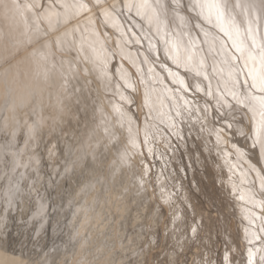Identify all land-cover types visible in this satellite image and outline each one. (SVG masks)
<instances>
[{"label": "rangeland", "instance_id": "374dc122", "mask_svg": "<svg viewBox=\"0 0 264 264\" xmlns=\"http://www.w3.org/2000/svg\"><path fill=\"white\" fill-rule=\"evenodd\" d=\"M4 21L5 18L2 14V11H0V27H1L0 29H2L0 30L1 32L0 40H2L3 38L6 39L8 37L7 30L5 31V28L6 29L8 28L7 26L8 24L7 22ZM122 22L124 23L125 28L129 27V22L127 20H122ZM261 25L264 26V20L261 21ZM20 27L16 28L18 32L20 31L19 30ZM16 30L14 31V35L10 36L12 37L11 42L8 43L7 42L8 39L7 40L3 39L2 40L3 43L0 42L2 44L0 45V74H2L0 76H2L1 79L4 78L2 80L5 81V83L2 85L0 84V86L1 87L5 86L4 89L6 91V94L8 95L5 96V94L0 93V97H1L0 122L1 121L4 122V120L7 119L9 124H12L13 123L12 120L14 116L18 117V115L24 113H25L24 116L23 115L19 116V118H21L20 119L21 121H23L24 117L26 118L28 117L27 119L29 120V122H31L33 117L36 118V115L39 116L38 115L39 113L45 119H44V125L39 133L40 136L39 138L42 139L38 138L37 142L32 146L33 149L37 148L36 150L34 149L33 155L39 160V164H40L38 166V171L40 170L39 171L40 183L36 184V188L39 191L38 194L36 192H32L31 194H29L28 192H26L27 191L26 190L24 196L22 195L20 199L16 201L17 203L13 204L14 209H12L11 207L10 216L9 218H7V220L10 222V226L7 225L8 228H6V231L8 230V233H6V235L8 234L6 249H8L9 247L11 249L10 250L8 249L7 252L8 251L10 252L12 250L11 252L15 254L20 253L19 256L24 260L28 261V264L31 263L53 264L52 262L53 260L57 264H86V263L87 264H93V263L94 264H185V262H187V264H193L194 260L197 262V264H200L201 259H204L205 261H210L211 264H248L249 248H252L254 251H256L257 249H264V232L260 231V227H261L260 219L256 218L254 223H249V220L251 219L250 213H255L256 217H259L261 215L259 206L257 204H253L249 202L248 200V196H249L248 188H252L253 184L257 192L256 199L257 200L261 199V197L258 194L259 180L257 179L254 171H252L253 173L248 171L247 168L248 164L245 162V161H251V163L255 165L256 168L264 169V158L261 157L258 147L257 148L252 147L251 138L253 132L250 121L247 117L243 118L242 123L235 125L232 132L228 134L230 138L229 149L231 144H236L242 149H244L247 153V156L245 157L246 159L244 158V160L237 161L235 159V156L229 158L224 155L223 143H221L219 147L215 146L214 135L209 137L207 131L201 134L199 132V127H200L199 124L195 125L194 127H190L186 124L182 132L183 133L182 135L184 137L182 140H178L175 137H173L171 138L170 142H166V141H162L159 137H157L155 143L150 142L148 146H143V144L141 143L139 146L140 148L138 147V149H131L128 146L127 126L121 129L118 125L113 127L112 124H109L108 127L110 131L114 133V136L106 135L104 132L105 124L102 122L103 118L98 109L101 105H103L104 112L107 113L109 116H111L112 115L111 106L108 104V100L112 99V96L110 92L109 93L105 92L103 84L99 80L95 79L94 74L88 76L87 79L81 77L78 80L79 82L76 80H72L71 83L68 85V90H67L69 95L67 100L68 111L66 115L62 117L63 118L62 120H57L58 117L55 118L53 114L54 110L57 109L56 107H51L54 106L51 105V102L53 101L51 93H48V96L44 97V100H42V102L40 103V107L38 102L39 100H37L38 99L37 97L38 94H37L33 97L34 99L32 98L33 100L30 99L29 101H27L26 105L24 106L25 109L23 107L22 108L17 107L18 109L15 110V112H13L11 109L10 100L17 99L15 98V96H13L14 95L13 89H15V87H13L12 88L13 91L10 92L11 87L9 89L6 83L9 84V86H14L13 84L15 83L13 82V80H15V82L16 81L19 82L21 80L20 73L22 72L20 71L19 67L23 68L24 64L27 63L25 61H27V57L29 56L28 53L29 52L31 53V48L15 45L16 43L14 41L19 36V33ZM101 30L107 31L109 35L112 36V40L109 41V51L113 52L115 55L110 60L109 71L115 76L117 68L126 69L128 72L132 73V78L133 80H135L136 79L135 68H133L129 63V59H122V56L134 60L136 64L139 65L140 60L143 59V55H140L139 59H137V56L138 54L145 52V49L147 48V41H143L141 46L135 43L131 45H125V43L122 40L120 42V45L116 46L114 41L117 39L118 34L111 28H106V29L101 28ZM135 30L137 32L140 31L139 29H135ZM26 50H29V52H27ZM26 52L27 55H25ZM21 58H22V62H24L23 65L21 61H17V59L19 60ZM11 60H16L17 63L16 61L11 62ZM14 62L16 63V65H14L15 64ZM152 62H153V57L150 56L149 64L143 66L145 71V79H153V77L147 74V69L149 66H151ZM164 62H165L164 55L161 49L160 60L158 64ZM18 63L20 64L19 66ZM168 63L171 66V62L168 61ZM4 64L5 66L6 64L8 66H6L5 68L4 66H2ZM158 64L157 67L155 68V71L160 73L161 69L159 68ZM12 66L13 67L18 66L15 67L18 71H16L15 68L14 69H15V75H17V73L19 74L17 76H14V73H9V75H7V77L5 78L4 73L8 70L13 69ZM161 75H166V73H161ZM9 77H12L13 79L10 81ZM10 82H12L13 84H11ZM213 86H215V81H213ZM144 87H145L144 85H140L141 90H139L137 94L133 95L132 98L135 100V104H133L130 109V112L133 116H139L138 123H140L139 124L140 132H139L138 140L141 142L143 141L144 138L143 122L145 119V115L148 113L147 107L142 108L144 104ZM162 87L163 86H161V88ZM76 88L79 89V91H76ZM4 98H5V102H4ZM6 98L8 99L7 101ZM152 98L155 99L156 94H154ZM35 99L36 102L34 101ZM201 103H203V101H201ZM19 104L20 102L17 105ZM33 106L34 108H32ZM8 107L10 108V110H8L9 109ZM33 109H35V116L28 115L30 112L33 111ZM7 110L10 111L11 113L8 112ZM164 110L165 111L167 110L166 105ZM237 119L240 120L241 117L238 115ZM70 120L73 121L72 122L73 126H71ZM74 124L76 125L74 126ZM208 127L211 128L212 125L209 124ZM77 130L79 133L77 132ZM135 130L136 128L134 125L133 132H135ZM100 131L104 134H102ZM241 132H243V134H241ZM99 138L100 139L102 138V140H100ZM18 139L21 140L22 142V135L18 136ZM94 145L95 147L97 146L98 148L100 147L102 151L100 149L97 151L98 148L93 147ZM88 148H90L91 150ZM126 148H128V151L131 155V159H129L126 162V164L125 163L121 164V160L120 158L118 159V157L121 156V153H123ZM148 148H152L154 154H148ZM76 152H78V155ZM141 152H143V155L140 154ZM116 158L117 161L119 160L118 162L116 161ZM82 160H84V162H81ZM40 161L42 163H40ZM72 162H74V164H72ZM116 162L117 165L119 164L118 166L115 164ZM112 163L113 165L115 164L114 167L113 165H111ZM232 164L240 165V171L245 172L246 175L244 177H241L239 171L235 169H233V171L232 170L230 171ZM145 166H147L148 169L146 175H145ZM0 167H2V165H0ZM125 168L126 170H124ZM128 168L129 171H127ZM65 169H67V172L65 171ZM113 169L114 171L112 172ZM61 170H63V172ZM129 172H131L132 174H130ZM30 175L34 177L35 174L30 173ZM56 176H58V178ZM87 176L89 177L87 178ZM141 179H143V185H140ZM64 181L66 182L62 183ZM53 183L55 187H53L54 186ZM21 186L26 189L25 184L22 183ZM163 186L164 188H162ZM234 187L236 189L235 192L233 191ZM69 188H71L72 190ZM43 193H44V197L46 198L43 197ZM241 194L245 195L244 201H241L239 199V196ZM116 201L119 202L117 203ZM123 201L124 204H122ZM114 203L117 204L120 203V204L117 205ZM14 205L16 207L18 205L19 207L16 208ZM40 205H41V209H39ZM99 206L102 207L99 208ZM121 206L122 208H119ZM114 207L116 209H114ZM142 209L145 210L143 211ZM127 212L129 217L127 216ZM134 212L136 213L135 216H134L135 214ZM141 214L143 217H141ZM158 214L159 216H157ZM56 217L58 219H56ZM96 220L98 222H96ZM9 222L7 224H9ZM152 222L155 223V225L152 224ZM99 225L100 226L103 225V226L100 227ZM20 226L21 228H23L22 230ZM153 226L154 227L156 226L157 228L156 227L154 228ZM193 227L197 228V232L195 233V235H193L191 232V229ZM43 230L45 231V233ZM120 230L121 232H123L122 234L121 232H119ZM254 233L255 235H253ZM94 234L96 235L94 236ZM99 234L101 235V237L99 236ZM90 236H93V238ZM120 237H123L124 239ZM139 237L141 239H139ZM256 237H260V239H257ZM84 238H86V240ZM105 238H107L108 241ZM249 241H251V243H249ZM74 242H76V244ZM113 243L116 244L114 245ZM91 244L93 246H91ZM80 246L84 247V249L86 250L82 249V247ZM133 247H135L136 249ZM78 249H80L79 250L80 252L78 251ZM113 249L114 251H112ZM90 250L93 253H91ZM55 252L56 254H54ZM51 253L54 255H52ZM226 253L228 255L227 261L224 260V256ZM50 254L52 255V257ZM63 254H65L66 257L65 255L63 256ZM79 254L80 256H78ZM85 254L87 256H82ZM261 255H264V251H256V257H255L256 264H259ZM48 256H50V258ZM46 257H47V261L45 259ZM82 259L83 262L85 263L82 262ZM60 261H62V263Z\"/></svg>", "mask_w": 264, "mask_h": 264}, {"label": "snow or ice", "instance_id": "6c2138e0", "mask_svg": "<svg viewBox=\"0 0 264 264\" xmlns=\"http://www.w3.org/2000/svg\"><path fill=\"white\" fill-rule=\"evenodd\" d=\"M0 11L19 18L21 27L15 43L31 48L30 56L40 69L38 79L47 83L58 77L61 88L67 91L72 80L87 79L94 74L112 96L108 100L111 116L104 112L103 105L98 109L105 124L104 132L114 136L109 124L121 129L127 126L131 149H138L141 143L144 146L155 143L157 137L166 142L173 137L182 140L186 124L190 127L199 124L201 134L207 131L209 137L215 136L216 147L224 144L226 157L235 156L241 161L247 153L236 144L229 149L228 134L247 117L253 132L252 147H258L264 158V26L261 25L264 0H0ZM122 20H127L129 27L125 28ZM101 28H111L118 34L116 46L122 40L125 45L141 46L147 41L145 52L137 56L139 59L143 55L139 65L122 56L135 68V80L126 69L117 68L115 76L109 71L115 55L109 51L112 36ZM161 49L165 62L158 64ZM150 56L153 62L147 74L153 79H145L143 66L149 64ZM157 64L160 73L155 71ZM140 85L145 86L142 108H148L142 142L138 140L139 116L130 112L135 104L132 97L139 92ZM37 94L38 90H33L19 105L13 99L12 111L24 107ZM28 115L35 116V109ZM43 125L42 115L31 122L14 116L12 124L7 119L0 123V181L4 182L0 191L5 213L26 190L38 194L39 160L33 155L32 146ZM21 135L22 142L18 139ZM148 154H154L152 148ZM129 159L131 155L126 148L120 160L126 163ZM245 162L248 171H254L259 180L261 197L256 199L253 184L248 190V200L259 206L261 215L250 213L249 223L259 218L260 231L264 232V169L256 168L251 161ZM233 169L241 177L246 175L238 164H232L230 171ZM147 171L145 166V175ZM140 182L143 185V179ZM239 199L244 201L245 195L241 194ZM6 227V215L0 216V230ZM191 232L195 235L197 228L193 227ZM256 251L248 249V264H256ZM224 260H228L227 253ZM0 264H28V261L0 253ZM193 264L197 262L194 260ZM200 264L211 262L201 259ZM259 264H264V255L260 256Z\"/></svg>", "mask_w": 264, "mask_h": 264}, {"label": "bare ground", "instance_id": "6f19581e", "mask_svg": "<svg viewBox=\"0 0 264 264\" xmlns=\"http://www.w3.org/2000/svg\"><path fill=\"white\" fill-rule=\"evenodd\" d=\"M2 14H3V16H4V18H5V21L4 22H7V26H8V28L6 29L5 28V26H4V28H5V31L7 30V34H8V37L5 39V38H3V39H5V40H7V42L9 43V42H11L12 41V37H10L11 35H14V31L16 30V28H19L20 27V24H19V18L18 17H15L11 12H9V13H7V14H5L3 11H2ZM1 28V27H0ZM0 30H2V29H0ZM20 30V29H19ZM17 31V30H16ZM3 32V31H2ZM18 32V31H17ZM17 32H15V33H17ZM1 33V32H0ZM19 33V32H18ZM5 35H6V33H5ZM3 36V35H2ZM6 37V36H5ZM15 37V36H14ZM2 38V37H1ZM18 38V37H17ZM2 39V40H3ZM2 40H0V42L1 43H3L2 42ZM4 40V41H5ZM15 40V39H14ZM13 40V41H14ZM15 42V41H14ZM0 43V45H2ZM5 43V42H4ZM4 45V44H3ZM12 45V44H11ZM16 45V44H15ZM7 46H8V44H7ZM18 47V46H17ZM27 49V48H26ZM129 49V48H128ZM30 50V49H29ZM29 50H26L27 52H29ZM24 51V50H23ZM129 51V50H128ZM27 52H26V54L25 53H23V54H25V55H27ZM7 53V52H6ZM10 54V53H9ZM29 54V56L27 57V61H25V62H27L26 64H24V66H23V68L22 67H19V69H20V71L22 72V73H20V76H21V78L20 77H17V78H20L21 80L19 81V82H15V80H13V82L15 83V84H13L12 82H10L11 84H13L14 86H9V84H7L6 83V85H8V87H9V89H10V87H11V91L10 92H12L13 90H14V95L13 96H15V98H17V99H15V100H17V104L19 103V102H21V101H23V100H25L26 98H28V96H29V93L30 92H32L33 90H38V99L37 100H39L38 102H39V107H40V103L42 102V100H44V97H46V96H48V93H51L52 94V99H53V101L51 102V105H54V106H51V107H56V109L57 110H54V116H55V118L56 117H58V119L57 120H62L63 118L62 117H64L65 115H66V113H67V111H68V107H67V100H68V92L67 91H65V90H63L62 88H61V81H60V79L58 78V77H54V78H52V79H50V81L49 82H47V83H45L42 79H38V77H37V72L38 71H40V69L37 67V64L33 61V59H32V57L30 56V52L28 53ZM8 55V54H7ZM22 55V54H21ZM131 55V54H130ZM22 57V56H21ZM130 57V56H129ZM136 57V56H135ZM20 58V57H19ZM12 59V58H11ZM12 61H16V60H11V62ZM17 61H21L22 62V58L21 59H17ZM17 61H16V63H17ZM24 61V60H23ZM10 62V63H11ZM15 63V62H14ZM16 63L14 64V65H16ZM20 63V62H19ZM18 63V66L20 65ZM23 63L24 62H22V65H23ZM12 65V64H11ZM13 65V66H14ZM2 66H4L5 68H6V66H8L7 64H6V66H5V64L4 65H2ZM12 66V68L13 69H11V70H8V71H6V69H5V78L7 77V75H9V73H14V76H17L19 73H17V75H15V67H18V66H15V67H13ZM10 67V66H9ZM8 67V68H9ZM15 68V69H14ZM2 69H4V68H2ZM16 71H18L17 69H16ZM1 72H2V70H1ZM0 75H2V74H0ZM11 76H12V74H11ZM13 76V77H14ZM1 77L2 76H0V84L2 85V84H4L5 83V81L4 80H2V79H4V78H2L1 79ZM3 77H4V75H3ZM15 78V77H14ZM13 78L12 77H9V80L11 81ZM96 79V78H95ZM94 79V80H95ZM8 80V81H9ZM77 81V80H76ZM79 82V81H78ZM96 83H99V82H96ZM49 85V86H48ZM96 85V84H95ZM13 87H15V89H13L12 90V88ZM51 87V88H50ZM72 87V86H71ZM5 86H0V93H2V94H5V96L7 95L6 94V91H5ZM8 89V90H9ZM75 89V88H74ZM73 89V90H74ZM77 89V88H76ZM79 90V89H78ZM141 90V89H140ZM45 91V92H44ZM95 92V91H94ZM84 93V92H83ZM51 94H49V95H51ZM141 94V93H140ZM154 95V94H153ZM8 96V95H7ZM36 97V98H37ZM102 97V96H101ZM1 98V97H0ZM9 98V97H8ZM71 98V97H70ZM30 99H32V98H30ZM30 99H28L27 101H29ZM34 99V98H33ZM32 99V100H33ZM8 99L6 98V101H7ZM12 100V99H11ZM10 100V102H12ZM35 102H36V99L34 100ZM4 102H5V98H4ZM7 103V102H6ZM32 103V102H31ZM10 104V103H9ZM30 104V103H29ZM2 105H4V104H2ZM11 105V104H10ZM28 105V104H27ZM31 105V104H30ZM29 105V106H30ZM73 105V104H72ZM104 105H105V103H104ZM8 106V105H7ZM69 106V105H68ZM5 107V106H4ZM10 107V106H9ZM8 107V108H9ZM19 107V106H18ZM31 107V106H30ZM22 108V107H21ZM24 109H25V107H23ZM32 108H34V106L32 107ZM49 108V107H48ZM18 108H16V110H17ZM27 109H28V107H27ZM26 109V110H27ZM43 109H44V107H43ZM42 109V110H43ZM109 109V108H108ZM8 110H10V108L8 109ZM7 110V111H8ZM19 110H20V108H19ZM26 110H24V111H26ZM40 110V109H39ZM51 110H52V108H51ZM143 110V109H142ZM45 111V110H44ZM47 111H49V110H47ZM5 112H6V110H5ZM8 112H10V111H8ZM18 112V111H17ZM27 112H29V111H27ZM43 112V111H42ZM11 113V112H10ZM19 113H20V111H19ZM22 113H24V112H22ZM31 113V112H30ZM88 113V112H87ZM25 114V113H24ZM24 114H20V115H23L24 116ZM93 114V113H92ZM6 115H7V113H6ZM10 115H12V114H10ZM15 115V114H14ZM16 115H18V114H16ZM20 115H18V117L17 118H19V116ZM38 115H40V113L38 114ZM26 116H27V114H26ZM37 116V115H36ZM52 116V115H51ZM11 117V116H10ZM9 117V118H10ZM48 117V116H47ZM8 118V119H9ZM24 118H26V117H24ZM23 118V119H24ZM28 118V117H27ZM44 118V117H43ZM239 118V117H238ZM19 119H21V118H19ZM33 119H34V117H33ZM45 119V118H44ZM64 119H66V118H64ZM10 120V119H9ZM48 120V119H47ZM56 120V119H55ZM74 120V119H73ZM13 121V120H12ZM64 121V120H63ZM3 121H1L0 123H2ZM70 122H71V126H73L72 125V122L73 121H71L70 120ZM69 123V122H68ZM47 124V123H46ZM77 124V123H76ZM76 124H74V126L76 125ZM92 124V123H91ZM94 124V123H93ZM140 124V123H139ZM49 125V124H48ZM63 125V124H62ZM144 125V124H143ZM54 126V125H53ZM56 126V125H55ZM68 126V125H67ZM97 127V126H96ZM46 128V127H45ZM49 128V127H48ZM67 128V127H66ZM92 128H94V127H92ZM47 129V128H46ZM51 129V128H50ZM49 129V130H50ZM55 129V128H54ZM53 129V130H54ZM87 129H88V127H87ZM238 129V128H237ZM121 130V129H120ZM241 130V129H240ZM57 131H58V128H57ZM56 131V132H57ZM71 131V130H70ZM70 131H68V132H70ZM95 131V130H94ZM43 132V131H42ZM60 132V131H59ZM67 132V131H66ZM77 132H78V130H77ZM96 132V131H95ZM99 132V131H98ZM101 132V131H100ZM79 133V132H78ZM78 133H77V135H78ZM102 133V132H101ZM189 133V132H188ZM235 133V132H234ZM74 134V133H73ZM90 134V133H89ZM102 134H104V133H102ZM102 134H100V135H102ZM183 134V133H182ZM208 134V133H207ZM55 135H56V133H55ZM61 135V134H60ZM76 135V136H77ZM97 135H99V134H97ZM121 135V134H120ZM46 136V135H45ZM63 136V135H62ZM75 136V135H74ZM87 136V135H86ZM96 136V135H95ZM104 136V135H103ZM40 137V136H39ZM83 137V136H82ZM90 137V136H89ZM139 137V136H138ZM53 138H54V136H53ZM66 138V137H65ZM75 138V137H74ZM97 138V137H96ZM199 138V137H198ZM39 139H42V138H39ZM100 139V138H99ZM230 139V138H229ZM252 139V138H251ZM55 140V139H54ZM80 140V139H79ZM90 140V139H89ZM100 140H102V138L100 139ZM41 141V140H40ZM58 141V140H57ZM94 141H96V140H94ZM85 142H87V141H85ZM116 142V141H115ZM202 142V141H201ZM206 142V141H205ZM250 142V141H249ZM47 143V142H46ZM78 143V142H77ZM76 143V144H77ZM83 143V142H82ZM73 144V143H72ZM90 144V143H89ZM95 144H97V143H95ZM102 144V143H101ZM51 145V144H50ZM75 145V144H74ZM78 145V144H77ZM84 145V144H83ZM104 145V144H103ZM209 145V144H208ZM249 145V144H248ZM37 146V145H36ZM79 146V145H78ZM89 146V145H88ZM91 146V145H90ZM144 146V145H143ZM148 146V145H147ZM70 147V146H69ZM92 147V146H91ZM93 147H95V145L93 146ZM102 147V146H101ZM108 147V146H107ZM182 147V146H181ZM73 148H74V146H73ZM95 148H98V146L97 147H95ZM140 148V147H139ZM159 148V147H158ZM169 148V147H168ZM207 148V147H206ZM212 148H213V146H212ZM35 149V148H34ZM37 149V148H36ZM35 149V150H36ZM69 149V148H68ZM88 149H90V148H88ZM100 149V147L97 149V151ZM149 149V148H148ZM223 149V148H222ZM250 149V148H249ZM66 150V149H65ZM91 150V149H90ZM89 150V151H90ZM101 150V149H100ZM168 150V149H167ZM200 150V149H199ZM212 150V149H211ZM38 151V150H37ZM88 151V152H89ZM95 151V150H94ZM102 151V150H101ZM173 151V150H172ZM202 151V150H201ZM50 152H51V150H50ZM67 152H69V151H67ZM118 152V151H117ZM218 152H220V151H218ZM42 153H44V152H42ZM72 153H73V151H72ZM77 153V155H78V152H76ZM192 153V152H191ZM222 153V152H221ZM40 154V153H39ZM50 154V153H49ZM70 154V153H69ZM86 154V153H85ZM136 154V153H135ZM134 154V155H135ZM65 155V154H64ZM72 155V154H71ZM203 155V154H202ZM51 156V155H50ZM75 156V155H74ZM107 156H108V154H107ZM137 156V155H136ZM195 156V155H194ZM224 156V155H223ZM101 157V156H100ZM103 157V156H102ZM138 157V156H137ZM200 157V156H199ZM77 158H80V157H77ZM106 158V157H105ZM108 158H110V157H108ZM120 157H118V159H119ZM166 158V157H165ZM198 158V157H197ZM249 158V157H248ZM48 159V158H47ZM71 159V158H70ZM216 159V158H215ZM246 159V158H245ZM108 160V159H107ZM201 160V159H200ZM234 160V159H233ZM52 161V160H51ZM80 161V160H79ZM113 161H114V159H113ZM116 161H117V158H116ZM119 161V160H118ZM117 161V162H118ZM139 161V160H138ZM191 161V160H190ZM81 162H84V160H82ZM117 162L115 163L116 165H117ZM132 162V161H131ZM40 163H42L41 161H40ZM52 163V162H51ZM120 163V162H119ZM133 163V162H132ZM131 163V164H132ZM229 163V162H228ZM49 164V163H48ZM54 164V163H53ZM72 164H74V162H72ZM72 164H71V166H72ZM85 164V163H84ZM98 164V163H97ZM114 164V165H115ZM122 164V163H121ZM126 164V163H125ZM230 164V163H229ZM40 165V164H39ZM61 165V164H60ZM68 165V164H67ZM86 165V164H85ZM111 165H113V163L111 164ZM114 165H113V167H114ZM119 165V164H118ZM117 165V166H118ZM130 165V164H129ZM65 166V165H64ZM70 166V167H71ZM201 166V165H200ZM245 166V165H244ZM57 167H58V165H57ZM75 167V166H74ZM111 167V166H110ZM116 167V166H115ZM121 167V166H120ZM127 167V166H126ZM144 167V166H143ZM204 167H205V165H204ZM247 167V166H246ZM81 168V167H80ZM87 168V167H86ZM117 168H119V167H117ZM122 168V167H121ZM135 168V167H134ZM157 168V167H156ZM242 168V167H241ZM248 168V167H247ZM109 169V168H108ZM110 169H112V168H110ZM191 169V168H190ZM193 169V168H192ZM260 169V168H259ZM43 170V169H42ZM51 170V169H50ZM69 170V169H68ZM124 170H126V168L124 169ZM40 171V170H39ZM44 171V170H43ZM47 171V170H46ZM62 172H63V170H61ZM60 171V172H61ZM83 171V170H82ZM88 171V170H87ZM114 171V169L112 170V172ZM127 171H129V168H128V170ZM137 171V170H136ZM233 171V170H232ZM48 172V171H47ZM53 172V171H52ZM65 172V171H64ZM67 172V171H66ZM75 172V171H74ZM111 172V173H112ZM223 172V171H222ZM85 173V172H84ZM99 173V172H98ZM103 173V172H102ZM111 173H110V176H111ZM130 174H132L131 172H129ZM128 173V174H129ZM253 173V172H252ZM41 174V173H40ZM68 174V173H67ZM150 174V173H149ZM217 174V173H216ZM231 174V173H230ZM235 174H237V173H235ZM234 174V175H235ZM58 175V174H57ZM75 175V174H74ZM77 175V174H76ZM44 176V175H43ZM42 176V177H43ZM66 176V175H65ZM64 176V177H65ZM68 176V175H67ZM101 176V175H100ZM112 176H113V174H112ZM152 176V175H151ZM161 176H162V174H161ZM45 177V176H44ZM57 178H58V176H56ZM55 177V178H56ZM89 176H87V178H88ZM137 177V176H136ZM224 177V176H223ZM251 177V176H250ZM249 177V178H250ZM71 178V177H70ZM84 178V177H83ZM196 178V177H195ZM49 179V178H48ZM125 179H127V178H125ZM138 179V178H137ZM252 179V178H251ZM40 180V179H39ZM54 180V179H53ZM59 180V179H58ZM63 180V179H62ZM73 180V179H72ZM86 180V179H85ZM124 180V179H123ZM133 180V179H132ZM131 180V181H132ZM245 180V179H244ZM249 180V179H248ZM57 181V180H56ZM47 182V181H46ZM55 182V181H54ZM66 181H64V182H62V183H65ZM68 182V181H67ZM70 182V181H69ZM74 182V181H73ZM119 182V181H118ZM243 182V181H242ZM241 182V183H242ZM249 182V181H248ZM251 182V181H250ZM2 183H4L3 181H1V184ZM38 183H40V182H38ZM43 183V182H42ZM84 183V182H83ZM88 183V182H87ZM91 183V182H90ZM117 183V182H116ZM140 183V182H139ZM148 183V182H147ZM48 184H50V183H48ZM71 184V183H70ZM107 184H108V182H107ZM132 184V183H131ZM146 184V183H145ZM256 184V183H255ZM42 185V184H41ZM53 185H54V183H53ZM60 185V184H59ZM117 185V184H116ZM135 185V184H134ZM141 185V184H140ZM251 185V184H250ZM57 186V185H56ZM91 186H93V185H91ZM97 186V185H96ZM148 186V185H147ZM162 186V185H161ZM165 186V185H164ZM164 186L162 187V188H164ZM53 187H55V185L53 186ZM107 187V186H106ZM114 187V186H113ZM240 187V186H239ZM242 187V186H241ZM252 187V186H251ZM64 188H65V185H64ZM96 188V187H95ZM101 188H102V186H101ZM104 188V187H103ZM116 188V187H115ZM118 188H119V186H118ZM121 188H124V187H121ZM128 188V187H127ZM141 188V187H140ZM45 189V188H44ZM55 189V188H54ZM69 189H71V188H69ZM97 189V188H96ZM109 189V188H108ZM131 189V188H130ZM249 189V188H248ZM58 190V189H57ZM56 190V191H57ZM72 190V189H71ZM104 190V189H103ZM122 190V189H121ZM125 190V189H124ZM140 190V189H139ZM165 190V189H164ZM239 190V189H238ZM63 191V190H62ZM65 191V190H64ZM69 191V190H68ZM107 191V190H106ZM110 191H112V190H110ZM128 191V190H127ZM127 191H125V192H127ZM27 192V191H26ZM25 192V193H26ZM52 192V191H51ZM50 192V193H51ZM87 192V191H86ZM93 192V191H92ZM91 192V193H92ZM98 192V191H97ZM97 192H96V194H97ZM115 192H117V191H115ZM114 193V192H113ZM120 193V192H119ZM134 193V192H133ZM68 194V193H67ZM79 194V193H78ZM101 194V193H100ZM115 194V193H114ZM137 194V193H136ZM148 194V193H147ZM152 194V193H151ZM42 195V194H41ZM81 195V194H80ZM105 195H107V194H105ZM118 195V194H117ZM121 195V194H120ZM170 195V194H169ZM24 196V195H23ZM93 196V195H92ZM99 196V195H98ZM110 196V195H109ZM129 196V195H128ZM43 197H44V193H43ZM70 197V196H69ZM101 197V196H100ZM107 197V196H106ZM105 197V198H106ZM114 197H116V196H114ZM120 197V196H119ZM44 198H46V197H44ZM55 198V197H54ZM60 198V197H59ZM84 198H86V197H84ZM92 198V197H91ZM104 198V197H103ZM111 198V197H110ZM127 198V197H126ZM138 198V197H137ZM151 198H152V196H151ZM154 198V197H153ZM260 198V197H259ZM38 199H40V198H38ZM65 199V198H64ZM108 199V198H107ZM115 199V198H114ZM129 199V198H128ZM132 199V198H131ZM54 200V199H53ZM68 200V199H67ZM74 200H76V199H74ZM73 200V201H74ZM95 200V199H94ZM102 200V199H101ZM110 200V199H109ZM118 200V199H117ZM125 200V199H124ZM134 200V199H133ZM152 200V199H151ZM156 200V199H155ZM154 200V201H155ZM78 201V200H77ZM122 201V200H121ZM153 201V200H152ZM65 202V201H64ZM70 202V201H69ZM81 202V201H80ZM94 202V201H93ZM117 202V201H116ZM119 202V201H118ZM117 202V203H118ZM14 203H17V202H14ZM19 203V202H18ZM24 203V202H23ZM27 203H28V201H27ZM36 203V202H35ZM37 203H39V202H37ZM41 203H43V202H41ZM40 203V204H41ZM63 203V202H62ZM117 203H114V204H117ZM126 203V202H125ZM152 203V202H151ZM55 204V203H54ZM71 204V203H70ZM105 204V203H104ZM107 204V203H106ZM120 204V203H119ZM119 204H117V205H119ZM122 204H124V201H123V203ZM121 204V205H122ZM161 204V203H160ZM16 205V204H15ZM14 205V206H15ZM19 205V204H18ZM17 205V207H19ZM32 205V204H31ZM39 205V204H38ZM37 205V206H38ZM56 205V204H55ZM72 205V204H71ZM95 205H97V204H95ZM100 205V204H99ZM110 205V204H109ZM143 205V204H142ZM68 206V205H67ZM75 206H76V204H75ZM114 206V205H113ZM116 206V205H115ZM6 207V205H5V201H4V196H3V192L2 191H0V216H3V215H6V217L7 218H9V216H10V210H11V208L8 210V212L7 213H5L4 211H3V209ZM16 207V206H15ZM16 207V208H17ZM33 207V206H32ZM50 207V206H49ZM94 207V206H93ZM92 207V208H93ZM102 207V206H101ZM100 206H99V208H101ZM103 207H104V205H103ZM110 207V206H109ZM134 207V206H133ZM139 207V206H138ZM67 208V207H66ZM73 208H74V205H73ZM106 208V207H105ZM119 208H122V206L121 207H119ZM125 208V207H124ZM127 208V207H126ZM130 208V207H129ZM136 208V207H135ZM141 208V207H140ZM12 209H14L13 208V206H12ZM39 209H41V205L39 206ZM97 209V208H96ZM114 209H116L115 207H114ZM154 209V208H153ZM156 209V208H155ZM161 209V208H160ZM16 210V209H15ZM31 210V209H30ZM57 210V209H56ZM62 210V209H61ZM70 210H72V209H70ZM74 210V209H73ZM88 210H89V208H88ZM100 210H102V209H100ZM99 210V211H100ZM133 210V209H132ZM139 210V209H138ZM143 210V209H142ZM145 210V209H144ZM143 210V211H144ZM25 211V210H24ZM29 211V210H28ZM36 211V210H35ZM42 211V210H41ZM47 211V210H46ZM59 211V210H58ZM75 211V210H74ZM107 211V210H106ZM114 211V210H113ZM147 211V210H146ZM183 211V210H182ZM14 212V211H13ZM61 212V211H60ZM90 212V211H89ZM93 212V211H92ZM112 212V211H111ZM116 212V211H115ZM114 212V213H115ZM129 212V211H128ZM128 212H127V216L129 217V215H128ZM148 212V211H147ZM158 212V211H157ZM32 213V212H31ZM49 213V212H48ZM135 213V212H134ZM143 213V212H142ZM175 213V212H174ZM21 214V213H20ZM25 214V213H24ZM96 214V213H95ZM98 214V213H97ZM117 214V213H116ZM121 214V213H120ZM125 214V213H124ZM130 214V213H129ZM144 214V213H143ZM148 214V213H147ZM26 215V214H25ZM55 215H56V213H55ZM105 215V214H104ZM136 215V213L134 214V216ZM184 215V214H183ZM93 216H95V215H93ZM97 216V215H96ZM157 216H159V214L157 215ZM28 217V216H27ZM29 217H30V215H29ZM35 217V216H34ZM73 217V216H72ZM76 217H78V216H76ZM102 217V216H101ZM100 217V218H101ZM114 217V216H113ZM125 217V216H124ZM141 217H143L142 216V214H141ZM162 217H163V215H162ZM71 218V217H70ZM83 218V217H82ZM97 218V217H96ZM95 218V219H96ZM120 218V217H119ZM157 218H159V217H157ZM156 218V219H157ZM183 218V217H182ZM56 219H58L57 217H56ZM91 219H92V216H91ZM111 219V218H110ZM125 219V218H124ZM137 219V218H136ZM145 219V218H144ZM184 219V218H183ZM34 220V219H33ZM41 220V219H40ZM75 220V219H74ZM79 220V219H78ZM86 220V219H85ZM159 220V219H158ZM8 221V220H7ZM23 221V220H22ZM26 221V220H25ZM67 221H68V219H67ZM76 221V220H75ZM80 221V220H79ZM112 221V220H111ZM150 221V220H149ZM161 221V220H160ZM174 221V220H173ZM9 222V221H8ZM7 222V223H8ZM41 222H43V221H41ZM52 222V221H51ZM96 222H98L97 220H96ZM114 222H115V220H114ZM134 222V221H133ZM175 222V221H174ZM14 223H16V222H14ZM23 223V222H22ZM21 223V224H22ZM25 223V222H24ZM35 223V222H34ZM38 223H40V222H38ZM69 223H71V222H69ZM90 223V222H89ZM103 223V222H102ZM112 223V222H111ZM148 223V222H147ZM48 224V223H47ZM78 224V223H77ZM85 224V223H84ZM91 224V223H90ZM94 224V223H93ZM96 224V223H95ZM98 224V223H97ZM101 224V223H100ZM105 224V223H104ZM103 224V225H104ZM146 224V223H145ZM152 224H154L155 225V223H153L152 222ZM156 224H158V223H156ZM160 224V223H159ZM7 225H9L10 226V222H9V224H7ZM27 225V224H26ZM41 225V224H40ZM44 225H46V224H44ZM103 225H101V226H103ZM110 225V224H109ZM120 225V224H119ZM122 225H123V223H122ZM150 225V224H149ZM184 225V224H183ZM22 226V225H21ZM21 226H20V228H21ZM28 226V225H27ZM49 226H50V224H49ZM100 226V225H99ZM100 226V227H101ZM118 226V225H117ZM26 227V226H25ZM73 227V226H72ZM121 227V226H120ZM145 227V226H144ZM154 227V226H153ZM156 227V226H155ZM154 227V228H155ZM167 227V226H166ZM6 228H8V227H6ZM6 228L5 229H3V230H0V253H7L8 255H15V256H18V257H20L19 256V254H15V253H13V252H7V250L9 249H11L10 247L8 248V249H6L7 247H6V244H7V235H6V233H8V230L6 231ZM12 228V227H11ZM13 228H14V225H13ZM16 228V227H15ZM56 228V227H55ZM61 228H63V227H61ZM67 228V227H66ZM75 228V227H74ZM73 228V229H74ZM115 228V227H114ZM157 228V227H156ZM9 229H10V227H9ZM23 228H21V230H22ZM50 229V228H49ZM127 229V228H126ZM20 230V229H19ZM40 230V229H39ZM81 230V229H80ZM84 230V229H83ZM119 230V229H118ZM32 231V230H31ZM44 231V230H43ZM49 231V230H48ZM59 231V230H58ZM94 231V230H93ZM109 231V230H108ZM123 231V230H122ZM134 231V230H133ZM175 231V230H174ZM19 232V231H18ZM53 232V231H52ZM95 232V231H94ZM93 232V233H94ZM119 232H121V230L119 231ZM135 232V231H134ZM29 233V232H28ZM44 233H45V231H44ZM84 233V232H83ZM123 232H121V234H122ZM137 233V232H136ZM140 233H141V231H140ZM25 234V233H24ZM30 234V233H29ZM42 234V233H41ZM46 234H48V233H46ZM53 234V233H52ZM58 234V233H57ZM111 234H113V233H111ZM143 234V233H142ZM14 235V234H13ZM18 235V234H17ZM32 235V234H31ZM35 235V234H34ZM62 235V234H61ZM60 235V236H61ZM96 234H94V236H95ZM134 235V234H133ZM136 235V234H135ZM138 235H140V234H138ZM137 235V236H138ZM183 235V234H182ZM38 236V235H37ZM39 236H40V234H39ZM38 236V237H39ZM59 236V235H58ZM84 236V235H83ZM99 236L101 237V235L99 234ZM116 236V235H115ZM122 236V235H121ZM124 236V235H123ZM132 236V235H131ZM22 237V236H21ZM35 237V236H34ZM81 237V236H80ZM90 237H92L93 238V236H90ZM90 237H89V239H90ZM104 237V236H103ZM110 237V236H109ZM129 237V236H128ZM142 237V236H141ZM181 237V236H180ZM48 238V237H47ZM58 238H60V237H58ZM68 238V237H67ZM120 238H123V237H120ZM24 239V238H23ZM76 239V238H75ZM74 239V240H75ZM81 239V238H80ZM85 240H86V238H84ZM103 239V238H102ZM106 240H107V238H105ZM112 239V238H111ZM124 239V238H123ZM139 239H141L140 237H139ZM144 239V238H143ZM10 240V239H9ZM56 240V239H55ZM83 240V239H82ZM104 240V239H103ZM116 240V239H115ZM128 240V239H127ZM41 241H42V239H41ZM71 241V240H70ZM78 241V240H77ZM91 241V240H90ZM97 241V240H96ZM102 241V240H101ZM108 241V240H107ZM120 241V240H119ZM133 241V240H132ZM81 242V241H80ZM138 242V241H137ZM50 243V242H49ZM75 244H76V242H74ZM93 243V242H92ZM102 243V242H101ZM128 243V242H127ZM139 243V242H138ZM15 244V243H14ZM75 244H74V246H75ZM114 244V243H113ZM116 244V243H115ZM114 244V245H115ZM140 244V243H139ZM52 245V244H51ZM89 245V244H88ZM100 245V244H99ZM110 245V244H109ZM64 246V245H63ZM66 246V245H65ZM84 246V245H83ZM91 246H93L92 244H91ZM97 246V245H96ZM104 246V245H103ZM111 246V245H110ZM109 246V247H110ZM126 246V245H125ZM23 247H24V245H23ZM80 247H82V246H80ZM102 247V246H101ZM118 247V246H117ZM137 247V246H136ZM59 248V247H58ZM68 248V247H67ZM133 248H135V247H133ZM132 248V249H133ZM69 249V248H68ZM82 249H84V247H82ZM90 249V248H89ZM94 249H95V247H94ZM107 249V248H106ZM115 249V248H114ZM114 249L112 250V251H114ZM122 249V248H121ZM136 249V248H135ZM80 249H78V251H79ZM84 250H86V249H84ZM98 250V249H97ZM103 250V249H102ZM91 251V250H90ZM134 251V250H133ZM138 251V250H137ZM14 252H16V251H14ZM80 252V251H79ZM87 252V251H86ZM101 252V251H100ZM110 252V251H109ZM132 252V251H131ZM22 253V252H21ZM62 253V252H61ZM78 253V252H77ZM91 253H93L92 251H91ZM98 253V252H97ZM103 253V252H102ZM123 253V252H122ZM52 254V253H51ZM50 254V255H51ZM54 254H56V252L54 253ZM54 254H52V255H54ZM57 254H58V252H57ZM66 254V253H65ZM65 254H63V256L65 255ZM76 254V253H75ZM100 254V253H99ZM107 254V253H106ZM118 254V253H117ZM145 254V253H144ZM52 255H51V257H52ZM61 255V254H60ZM70 255V254H69ZM108 255V254H107ZM120 255V254H119ZM123 255V254H122ZM121 255V256H122ZM57 256V255H56ZM71 256H73V255H71ZM78 256H80V254L78 255ZM82 256H87L86 254L85 255H82ZM81 256V257H82ZM100 256V255H99ZM109 256V255H108ZM49 258H50V256H48ZM54 257V256H53ZM65 257H66V255H65ZM68 257V256H67ZM76 257V256H75ZM113 257V256H112ZM130 257V256H129ZM49 258H48V260H49ZM56 258V257H55ZM62 258V257H61ZM79 258V257H78ZM95 258V257H94ZM107 258V257H106ZM111 258V257H110ZM110 258H108V259H110ZM120 258V257H119ZM123 258V257H122ZM38 259V258H37ZM46 259V261H47V257L45 258ZM66 259H68V258H66ZM77 259V258H76ZM104 259H105V256H104ZM112 259H114V258H112ZM116 259V258H115ZM141 259V258H140ZM74 260V259H73ZM122 260V259H121ZM57 261V260H56ZM68 261V260H67ZM71 261V260H70ZM86 261V260H85ZM99 261V260H98ZM110 261V260H109ZM52 262H54V260L52 261ZM61 263H62V261H60ZM65 262V261H64ZM69 262V261H68ZM82 262H83V259H82ZM87 262H90V261H87ZM92 262H93V260H92ZM103 262V261H102ZM126 262V261H125ZM38 263H39V261H38ZM54 263H56V262H54ZM66 263V262H65ZM83 263H85V262H83ZM97 263V262H96ZM109 263V262H108ZM124 263V262H123ZM32 264V263H31ZM48 264V263H47ZM57 264V263H56ZM87 264V263H86ZM94 264V263H93Z\"/></svg>", "mask_w": 264, "mask_h": 264}]
</instances>
